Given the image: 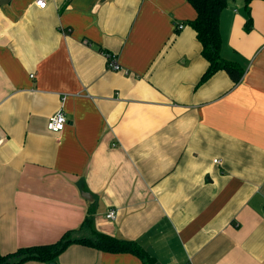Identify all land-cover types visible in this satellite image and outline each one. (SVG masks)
Masks as SVG:
<instances>
[{
  "label": "crops",
  "instance_id": "crops-1",
  "mask_svg": "<svg viewBox=\"0 0 264 264\" xmlns=\"http://www.w3.org/2000/svg\"><path fill=\"white\" fill-rule=\"evenodd\" d=\"M36 2L0 4V251L93 227L152 264H264V0L221 14L239 81H201L189 0ZM54 262L148 264L80 243Z\"/></svg>",
  "mask_w": 264,
  "mask_h": 264
},
{
  "label": "trees",
  "instance_id": "trees-1",
  "mask_svg": "<svg viewBox=\"0 0 264 264\" xmlns=\"http://www.w3.org/2000/svg\"><path fill=\"white\" fill-rule=\"evenodd\" d=\"M249 8L252 0H245ZM197 11L195 19L189 23L197 32L202 44V54L209 66L201 81L211 77L219 70H226L235 81L243 76V69L234 61L225 59L221 49L223 44L220 18L228 5V0H189ZM247 28L251 27L248 19ZM85 222H90L88 218ZM76 230H68L53 243L20 247L13 252L0 251V264H23L27 261L54 262L71 244L80 243L100 250L111 252H132L139 255L145 263L152 264L154 258L135 240L122 239L117 236L91 228L89 236L75 237Z\"/></svg>",
  "mask_w": 264,
  "mask_h": 264
},
{
  "label": "built area",
  "instance_id": "built-area-1",
  "mask_svg": "<svg viewBox=\"0 0 264 264\" xmlns=\"http://www.w3.org/2000/svg\"><path fill=\"white\" fill-rule=\"evenodd\" d=\"M36 4L44 8L47 4V0H37ZM180 28L183 27V24L179 25ZM107 56V67L111 70H123V67L118 62L117 54L106 52ZM67 124V117L63 109H59L57 112H55L53 115L49 117L47 127L49 130L53 132H61ZM107 217L110 219H116L117 218V212L115 209H111L107 213ZM192 264V263H189Z\"/></svg>",
  "mask_w": 264,
  "mask_h": 264
},
{
  "label": "water",
  "instance_id": "water-1",
  "mask_svg": "<svg viewBox=\"0 0 264 264\" xmlns=\"http://www.w3.org/2000/svg\"><path fill=\"white\" fill-rule=\"evenodd\" d=\"M3 2H4V0H0V4ZM50 264H56V262H51Z\"/></svg>",
  "mask_w": 264,
  "mask_h": 264
}]
</instances>
